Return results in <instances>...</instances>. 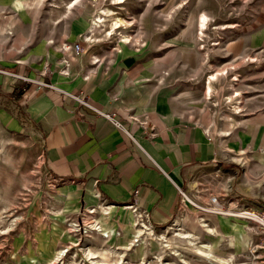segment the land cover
<instances>
[{
    "label": "rangeland",
    "instance_id": "obj_1",
    "mask_svg": "<svg viewBox=\"0 0 264 264\" xmlns=\"http://www.w3.org/2000/svg\"><path fill=\"white\" fill-rule=\"evenodd\" d=\"M15 1L0 0V10L20 19L14 34H7L9 19L0 18V67L25 63L39 76L42 72L54 79L65 66L68 74L62 75L71 82L77 70L61 62L70 61L62 43L72 46L90 70L97 66L90 60L98 52L104 58L91 76L95 93L131 108L167 109L170 115L206 128L215 139L223 153L219 163L189 179L198 203L205 204L214 193L232 211L264 207V0H128L121 5L80 0L72 9L69 6L76 0H44L36 14L16 10ZM98 8L130 21L131 26L121 32L138 38L139 45L124 46L118 35L104 37L109 21L86 38L84 29ZM203 12L210 22L199 40L196 19ZM228 25L235 27L221 29ZM18 32L24 38L21 49L12 47ZM99 39L103 40L92 43ZM249 57L258 60L250 62ZM125 61L130 65L121 69ZM230 64L233 69L207 99L204 87L209 76ZM235 75L240 80L232 82ZM100 77L108 80L106 87L98 82ZM234 91L243 95L239 113L226 100ZM23 106L18 103L9 109L5 125L0 122V264H258L252 253L255 227L244 218L204 215L189 205L184 208L187 222L196 221L175 226V232L167 227V232L168 224L148 226L133 208L129 210L133 218L121 208L96 209L102 204L100 194L91 195L49 172L43 136ZM240 151L249 159L247 165L236 160ZM90 208L96 212L90 213ZM126 219L133 220L134 231L128 235ZM201 224L214 233L208 234ZM141 225L152 228L154 239L147 229L132 245ZM180 228L191 232L195 243L179 235ZM109 230L111 236L104 237ZM167 243L183 249L180 258L171 254ZM196 245L210 246L213 258L196 253ZM90 251L97 257L90 259Z\"/></svg>",
    "mask_w": 264,
    "mask_h": 264
},
{
    "label": "crops",
    "instance_id": "obj_2",
    "mask_svg": "<svg viewBox=\"0 0 264 264\" xmlns=\"http://www.w3.org/2000/svg\"><path fill=\"white\" fill-rule=\"evenodd\" d=\"M43 2L16 0L15 8L36 14ZM8 12L0 10V18L9 19L6 33L14 34V24L20 19L8 16ZM90 23L84 29L85 36L91 34ZM23 43L24 38L18 32L12 47L21 49ZM48 43L54 41L48 40ZM62 45L70 61L62 59L61 62L69 68L74 65L77 70L71 76H76L71 82L66 80L69 69L65 66L57 71L54 79L45 77L42 72L39 76L25 63L11 68L0 67V122L5 125L9 109L14 110L18 103L23 104L27 119L38 126L43 136L44 160L49 172L55 177L75 182L91 195L100 194L102 204H97L96 209L101 205L109 210L121 208L133 218L129 211L133 208L148 226L168 224L164 227L167 232L169 225H191L196 219L187 222L188 216L178 187L191 192V175L211 165L217 166L223 153L215 139L206 128L201 129L170 115L167 109L131 108L104 94L95 93L93 77L103 65L101 61L104 57L94 53L90 63L97 66L90 70L86 68L82 56L75 55L72 46ZM123 65L130 64L123 62L121 69H124ZM20 77L35 82L23 81ZM45 81L54 87L47 89L41 86L39 82ZM98 82L103 83V87L108 84V80L106 83L102 77ZM77 96L86 97L93 108L80 104ZM99 112L114 114L123 126L117 127ZM143 212L148 214L145 218ZM132 221H124L126 235L134 231L131 228L133 224L130 226ZM205 221H209L208 218ZM204 225L201 224L205 228ZM179 231L193 235L182 228Z\"/></svg>",
    "mask_w": 264,
    "mask_h": 264
},
{
    "label": "bare ground",
    "instance_id": "obj_3",
    "mask_svg": "<svg viewBox=\"0 0 264 264\" xmlns=\"http://www.w3.org/2000/svg\"><path fill=\"white\" fill-rule=\"evenodd\" d=\"M80 0H76L73 3L70 4L69 8H73L74 6L77 5V3ZM128 0H112L111 4L114 5H121V4H125ZM186 3V2H185ZM183 3V4H185ZM98 12L96 14V16L94 17V19L92 20V22L90 23V31L91 33H93L95 31V29L97 28H101V27H105L106 26V21H109V26L108 28L105 30V36L108 38H111L115 35H118V39L121 43L125 44V45H130V44H135L134 46H138L139 45V40L134 39L133 36L129 35V34H124L121 32V29H127L128 27L131 26V22L128 21L127 19L118 16V13H115L113 10L107 9V8H98ZM209 22H210V17L207 13L203 12L202 14H200L198 16V18L196 19V28H197V32H198V38L199 40H203V37L205 36V33L209 27ZM235 27V25H228V26H221V29H225V28H232ZM89 31V32H90ZM88 36V35H87ZM86 36V38H87ZM91 38H89L88 40H90ZM214 45H218V43H215ZM76 50V49H75ZM250 62H255L258 60V58L256 57H249L247 59ZM229 69H233V65L230 64L229 68L224 67L223 69H218L216 73L212 74L209 76L205 87H204V95L206 96L207 99H211L213 97V95L216 92V87L215 84L219 83L221 81L222 78H227L228 73H229ZM240 80L239 75H235V77L232 79V82H237ZM236 83H232V87L235 86ZM226 100H228V102L233 106V110L235 111V113H239L241 111V103L243 100V95L241 92L239 91H234L233 95L229 96L226 98ZM236 160L242 162L243 164H248L249 159L246 157H243V152L240 151V154L237 155ZM184 203V207H187V205ZM96 210L93 208H90V213H95ZM135 212V211H133ZM225 218V217H224ZM201 220L205 221L206 218H201ZM204 225V224H203ZM206 230L208 231V233L212 234L213 233V229L209 228V226L207 224L204 225ZM98 227V226H97ZM149 229L147 227V225H141L138 227V230H136L137 236L134 237L133 241L130 242L132 245H135L134 242L136 241H140L137 240L138 238H140L141 236H143V234L146 233V230ZM168 229H171L172 231H176V227L175 225H171ZM178 230V229H177ZM180 233L179 235H181L182 237H185L189 240L190 243H195L194 241L195 236L194 235H190L189 233ZM111 232L109 230L108 233L104 234L103 236L106 238H109L111 236ZM149 235H150V239H154V233L152 230L149 229ZM149 237V236H147ZM165 238V239H164ZM164 243H166V236L164 237ZM143 240V239H142ZM141 243V242H140ZM166 245H168V247L173 250L171 251L173 255H178L181 256V254L183 253V249L180 248H171V246L167 243ZM210 246H202V245H196L194 247V251L196 253H199L201 255H203L206 258H213L212 254H211V250L209 249ZM107 251V250H106ZM109 251V250H108ZM62 253V252H61ZM60 253V254H61ZM94 252H89L88 256L90 257V259L94 258ZM60 256V255H59ZM97 257V256H95ZM104 258H108L109 256H106L105 254L103 255ZM180 258V257H179ZM183 258V257H182ZM181 258V259H182ZM217 261V260H216ZM221 261V260H219ZM227 263V262H226ZM100 264V263H99ZM210 264H213L210 262Z\"/></svg>",
    "mask_w": 264,
    "mask_h": 264
},
{
    "label": "built area",
    "instance_id": "obj_4",
    "mask_svg": "<svg viewBox=\"0 0 264 264\" xmlns=\"http://www.w3.org/2000/svg\"><path fill=\"white\" fill-rule=\"evenodd\" d=\"M79 51V45H76V48ZM23 81H27L28 78L20 77ZM41 86L49 89L53 88L54 85L49 81L39 82ZM77 100L80 104L87 105L92 107L87 101L86 97L77 96ZM93 108V107H92ZM101 115L111 119L117 127H122V122L117 120L114 114L99 112ZM135 119V117H131ZM179 193L181 195V203L185 202L187 206L192 205L200 213L204 215H213V216H229V217H238L244 218L248 222H251L254 225L255 235L257 237V243L252 247V253L254 258L257 260L258 264H264V207L256 209H248L244 211H232V207L227 206L226 203L221 199L219 195L211 193L205 204H200L196 201V197L192 195L187 189L178 187ZM186 208V207H185ZM144 218L148 215L147 213H142Z\"/></svg>",
    "mask_w": 264,
    "mask_h": 264
}]
</instances>
